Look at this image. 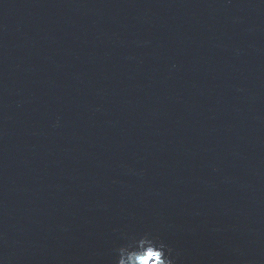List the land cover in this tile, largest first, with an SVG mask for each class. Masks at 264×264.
Here are the masks:
<instances>
[{
	"label": "water",
	"instance_id": "1",
	"mask_svg": "<svg viewBox=\"0 0 264 264\" xmlns=\"http://www.w3.org/2000/svg\"><path fill=\"white\" fill-rule=\"evenodd\" d=\"M149 253L264 264V0H0V264Z\"/></svg>",
	"mask_w": 264,
	"mask_h": 264
},
{
	"label": "snow or ice",
	"instance_id": "2",
	"mask_svg": "<svg viewBox=\"0 0 264 264\" xmlns=\"http://www.w3.org/2000/svg\"><path fill=\"white\" fill-rule=\"evenodd\" d=\"M153 261H155V264H160L158 253H149V256L145 260V264H153Z\"/></svg>",
	"mask_w": 264,
	"mask_h": 264
},
{
	"label": "clouds",
	"instance_id": "3",
	"mask_svg": "<svg viewBox=\"0 0 264 264\" xmlns=\"http://www.w3.org/2000/svg\"><path fill=\"white\" fill-rule=\"evenodd\" d=\"M143 264H145V262H143Z\"/></svg>",
	"mask_w": 264,
	"mask_h": 264
}]
</instances>
